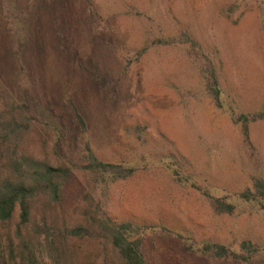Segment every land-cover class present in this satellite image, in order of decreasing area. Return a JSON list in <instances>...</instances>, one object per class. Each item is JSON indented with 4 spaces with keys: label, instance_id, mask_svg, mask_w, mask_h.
<instances>
[{
    "label": "rangeland",
    "instance_id": "374dc122",
    "mask_svg": "<svg viewBox=\"0 0 264 264\" xmlns=\"http://www.w3.org/2000/svg\"><path fill=\"white\" fill-rule=\"evenodd\" d=\"M0 82L31 121L28 154L71 168L69 225L90 195L148 226L149 264H264V209L238 197L264 182V120L233 122L264 112V0H0ZM91 154L135 172L95 182L78 169ZM70 245L76 264H119L95 230Z\"/></svg>",
    "mask_w": 264,
    "mask_h": 264
},
{
    "label": "trees",
    "instance_id": "16d2710c",
    "mask_svg": "<svg viewBox=\"0 0 264 264\" xmlns=\"http://www.w3.org/2000/svg\"><path fill=\"white\" fill-rule=\"evenodd\" d=\"M184 36V42L195 44L187 35ZM145 51L141 49L138 56ZM211 81L209 92L217 103L220 92L213 74ZM18 113H22L21 106L14 102L0 82V257L6 252L8 261L18 259L19 264H76L70 244L88 238L95 230L102 246L105 249L108 245L111 247L119 264H149L142 249L143 235L148 226L131 219H111L90 195L83 196L82 221L73 226L67 223L64 203L71 168L52 165L47 157L38 159L28 154L25 139L31 121L25 115L19 117ZM259 120H264V112L240 115L233 122L240 123L247 132V125ZM135 130L140 129L136 127ZM78 169L94 181L104 177L125 181L135 172L133 167L103 162L92 154L90 160ZM196 189L200 190L197 186ZM238 197L264 209V182L253 179L252 189L244 190ZM217 205L223 213L232 212V205L220 200H217ZM245 245L243 243L242 246ZM196 250L204 255L237 262H247L257 251L252 248L247 255L236 254L212 242H206Z\"/></svg>",
    "mask_w": 264,
    "mask_h": 264
}]
</instances>
